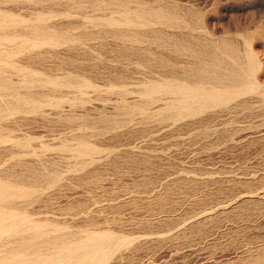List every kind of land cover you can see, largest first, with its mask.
Returning <instances> with one entry per match:
<instances>
[{"label": "rangeland", "instance_id": "rangeland-1", "mask_svg": "<svg viewBox=\"0 0 264 264\" xmlns=\"http://www.w3.org/2000/svg\"><path fill=\"white\" fill-rule=\"evenodd\" d=\"M0 188V264H264V0H0Z\"/></svg>", "mask_w": 264, "mask_h": 264}, {"label": "bare ground", "instance_id": "bare-ground-1", "mask_svg": "<svg viewBox=\"0 0 264 264\" xmlns=\"http://www.w3.org/2000/svg\"><path fill=\"white\" fill-rule=\"evenodd\" d=\"M198 94H199V92H198ZM207 95H208V93H207ZM209 95H211V94H209ZM225 98L226 97H224L223 95H219V96L214 97L213 99H215L216 101H219V102H222L223 103L224 100H225ZM82 151H83L82 153H87L88 152V149L85 148V147H83L82 148ZM0 193H2V189L1 188H0ZM0 224H1V222H0ZM104 245H105V238H100V239H98V238H90L87 243L78 246V248L81 247V249H83V250L91 253V252H95V251L100 250ZM62 250L63 251L73 250V247L67 246V247L62 248ZM81 264H83V263H81Z\"/></svg>", "mask_w": 264, "mask_h": 264}]
</instances>
